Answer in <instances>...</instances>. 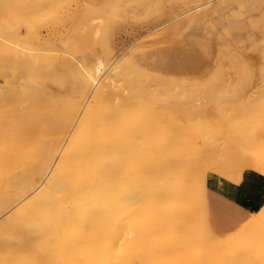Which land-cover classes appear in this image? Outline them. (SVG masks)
<instances>
[{
    "label": "rangeland",
    "instance_id": "rangeland-1",
    "mask_svg": "<svg viewBox=\"0 0 264 264\" xmlns=\"http://www.w3.org/2000/svg\"><path fill=\"white\" fill-rule=\"evenodd\" d=\"M39 1L40 3L43 1V4L39 6L41 11L36 12L32 17L27 16L29 13L18 15L14 10L0 11V19L5 17L1 21L7 24H2L4 29L0 30V86L3 85L5 77L9 82L18 77H31V80L41 87L44 98L55 97L53 92L57 93L55 99L59 98L61 103H58L60 106L53 108L54 113L60 112V116H64L66 107L90 101L87 97L92 92L87 91L86 96H82L81 72L74 69L76 68L75 60H72V64L68 61L70 59L66 60V58L77 59L86 52L95 51H98L103 58L109 55L128 57L129 71L125 73L126 80H138L144 87L151 81L160 80V77L155 75L157 71L169 69L184 70V74H188L181 76L177 72L173 74L170 72L168 75L161 73L162 78L164 77L167 81L173 79L174 83L180 84L182 88L193 85L189 88L193 90V93L188 99L195 100L186 104L187 107L176 106L174 98L162 94L155 97L152 102L131 105L123 113L107 115L105 112H108V109L105 108L98 116L90 120L88 132L95 131V135L101 139L109 133L113 136L115 155H119V151L125 147L130 148L125 155L120 153L122 162L120 167L114 170V211L117 222V230L114 233L120 244L116 251V264H264V230H262L264 229V219H262L264 218V200L251 191L250 197L255 204V210L243 209V206L229 202L222 191L228 185L240 187L251 178L260 188L256 187L257 190L264 196V105L261 108H253V110L258 109L259 113L256 112L257 110H243L242 117L234 116L233 109L236 107L222 103L219 99L216 104H212L214 107L211 108V105L205 104V97L199 92L201 88L209 87L208 81L211 80V75L214 77V73L218 74V71L223 73L225 69L228 71L234 66L233 63L230 64V61L236 53L237 55L239 52L240 55L246 53L247 57L242 56L243 59L249 61L252 59L253 61L250 62L254 63L259 62L264 56L262 53L264 49H261L264 47V0H211L212 2L210 0H27L34 3ZM197 5L201 6H198V9L194 8ZM91 6L105 11L100 13L101 11L98 10H90ZM18 17L23 23L17 22ZM22 17L25 18L24 21ZM6 18L9 22L5 20ZM98 18L101 19L98 26L99 36L94 38L95 25L91 19ZM232 28H236L238 33H232L235 32ZM243 41L246 42L243 43ZM12 42L33 49L32 53L35 54L45 49L51 54L50 58L47 60L39 57V60L34 61L27 58L26 51H23L24 56L15 57L13 52L5 48V46H11ZM241 43L245 45V49L241 48L243 47ZM208 48L211 54L207 56ZM199 56L207 58L206 65L210 63V66L202 68L198 66L200 68L198 71L197 67L187 66L192 59L202 58ZM16 60L20 63L17 64ZM30 61L34 63V66L31 64L32 67H30ZM161 61L164 65L158 67V63L162 64ZM221 67L227 68L222 70ZM206 68L208 69L205 71ZM260 76V74L259 77L257 76V80ZM183 83L185 86L182 85ZM254 90H247L249 97L251 95L255 97V94L258 95L261 91L259 88ZM5 94V90H0V115L6 114L1 117L3 122L0 129L5 123L10 125L17 121L15 110L11 111L5 103ZM185 108H195L197 111L195 114H188L190 117L184 113L180 119L178 110ZM56 119L60 125V117ZM108 127L113 129L108 131ZM171 127L177 128L181 135L179 151H170L174 155L171 157L178 160L181 166L178 175L173 173L174 179L180 180L181 184L185 185V189L182 190L178 200L175 198L168 204L158 205L159 209L154 214L150 211L147 213V219L151 215L154 219L156 218L155 226L148 220L145 222V219L142 224L148 229L145 228V230L144 227L141 228L142 226L138 228L136 222L138 217L140 219L141 217L136 215H144L143 208L138 203H131L130 207L124 205L121 209L120 204L123 200L127 202L128 185L140 184L146 177L147 181L152 178L154 173L145 172L146 169L148 170L146 166L160 161L164 156L163 153L160 155L152 150V145L158 139L162 129ZM97 156L103 160L108 155L104 152ZM82 158L87 161L84 155L80 156L79 160ZM169 170L171 166H160V170H157L155 175L156 181L160 182L158 177L166 182L173 181V175L171 171L168 173ZM103 173L107 174L106 171ZM46 179L45 176L43 181ZM78 179H80V172L72 169L69 172L68 183L72 187L74 182L79 181ZM71 187L63 192L61 195L63 198L71 195ZM135 190L140 192L141 187ZM186 190L187 192L183 195ZM160 194L164 197V190H161ZM28 195L10 211L22 206L34 195V191L30 190ZM189 197L191 198L188 199ZM140 199H143L142 193L136 201ZM204 202L207 209L205 210L206 219L215 232H224L225 221L234 218L236 213L240 212L245 216L238 223L240 231L238 234L229 231L228 236L231 238L235 236L233 239L221 240L214 237L211 230H209L211 233L208 232L209 228L206 227L204 217ZM161 210H166V213L164 211L161 213ZM174 210L176 211L173 212ZM127 213L133 217L129 224L136 225L133 228L137 227L134 230L138 231L128 241L121 243L120 239L124 236L122 225L127 223L125 219ZM253 213V217L249 215ZM6 215L2 214L0 220ZM172 227L173 229L176 227L174 231L169 230ZM184 233L189 236V240ZM245 236L247 238H244ZM241 237L242 240H240ZM191 239L198 240L194 245L195 249L192 248V250L191 244H195L196 241ZM182 244H187L186 248ZM236 244L238 246H235ZM178 245H181V248ZM233 245L238 249H235ZM183 256H186L185 259Z\"/></svg>",
    "mask_w": 264,
    "mask_h": 264
},
{
    "label": "bare ground",
    "instance_id": "bare-ground-1",
    "mask_svg": "<svg viewBox=\"0 0 264 264\" xmlns=\"http://www.w3.org/2000/svg\"><path fill=\"white\" fill-rule=\"evenodd\" d=\"M41 4H43V1L42 3L40 1L34 3L27 2V0H0V11L14 10L18 15L29 13V15H26L32 17L36 12L41 11L39 7ZM198 6L194 8L198 9L200 7ZM93 9L94 7L90 8V10ZM94 10L97 11L98 9ZM98 11L102 13L105 10L101 9ZM197 11L199 12V10ZM4 18L1 17V19ZM25 18L22 17L21 19ZM1 19L0 30H3L2 24L5 25L6 23L1 21ZM5 20L8 21L7 18ZM17 22L23 23L19 21V17ZM91 22L95 25L93 37L97 38L99 36L98 26L101 19H91ZM232 29V31H235L232 33H238L236 28ZM245 42L243 41V43ZM10 44L11 46H5V48L13 52L15 57L19 55L24 56L23 51L28 52L27 58L29 57V59L31 58L34 61H37L36 59L39 57L49 60L48 58L51 55L45 49L39 50L41 53L35 54L32 53L34 52L33 49L22 47L19 43L12 42ZM241 48L245 49V45L241 46ZM261 49H264V47ZM206 53L208 56L211 54V50L208 48ZM242 56L247 57V54L241 53L240 55L239 52V55H237L236 53V56L232 57L230 61V64L233 63L234 66L228 67V71L225 69L227 72L224 71L222 73L218 71V74L214 73V77L211 75V80L208 81L209 87H203L199 90L200 95L205 97V104L211 105V108L220 99L222 103L236 107L233 109L234 116L241 117L243 116V110L251 111L253 108H261L264 105V56L261 57L259 62H257L258 59L257 63L250 62L253 61L252 59L250 61L244 60ZM199 57L202 58L198 60L192 59L190 63H187V66H191L190 68L197 67V71L202 67L210 66V63L206 65L207 58L204 56ZM67 59H70L68 61H71L72 64V60H75L76 68L74 69L81 72L83 79L82 96H86L87 91L92 92L87 97L90 101L66 107L67 110L65 109L66 114L64 116H60V112L54 113L55 107L57 105L60 106L58 103H61L59 102L61 101L59 98L55 99L57 93L53 92L55 97L44 98L45 96H43L41 87L31 80V77H18L10 82L9 80L6 81L5 77L3 85L0 86V90H5L6 92L4 96L5 103L11 108V111L15 110L17 118V121L10 123V125L8 123L3 124L2 129H0V216L7 214L0 220V264H116V251L117 247H120V244L117 242L116 234L114 233L117 230L114 211V170L116 167H120V163L122 162V155L120 153L125 155V152H128L130 148L125 147L119 151V155H115L113 136L109 133L101 139L95 135V131L88 132L87 128L90 126V120L98 116L100 111L105 108L108 109V112H105L107 115L123 113L131 105L152 102L155 97L162 94L174 98L175 105L181 106V108L195 100L188 99L189 95L193 93L192 89H190L191 91L189 90L193 86L192 84L188 86L189 88H182L180 84L174 83L173 79L167 81L164 77H161V73L162 75H168L170 72L172 74L177 72L181 76L187 75L188 73L184 74V70L171 71L169 69L162 72L157 71L155 75L160 77V80L151 81L150 84L144 87L138 80H126L125 73L127 70L129 71L127 65L129 62L128 57L109 55L107 58H103L99 55L98 51H95L86 52L77 59L75 57ZM16 62L17 64L20 63L17 60ZM29 63L34 66V63H31V61ZM158 64V67H163L164 62ZM182 66L184 69V64ZM221 68L223 70L227 67ZM259 74L261 76L257 80ZM182 85L185 86L184 83ZM247 88L251 90L259 88L261 91L258 95L252 92L256 96L252 97L253 95H251L249 97L250 95L248 96L247 94V90L249 89ZM249 92L251 93V91ZM193 96H196V94H193ZM196 111L197 109L195 108H185L184 110H178L179 116H177L181 119L184 113L192 115ZM253 111L258 112V109ZM4 116L6 114L2 113L0 115V125L3 122L1 117ZM188 116L190 117V115ZM188 116L185 115V117ZM59 117L61 121L60 125L56 122V118ZM53 125L55 126L53 127ZM111 129L113 127L107 128L108 131H111ZM112 132L114 133L113 130ZM180 139L181 135L177 128L162 129L151 149L160 155L164 154V156L160 161L152 162L146 166L148 170L146 169L145 172L151 171L154 173L152 178L147 181L146 177L140 184L128 185L127 202L125 203V200L121 199L123 200V203L120 204L121 209L124 205L130 207L131 203H138L143 208V213L145 214L136 215L140 216L141 219L138 217L137 221V217L135 216L136 218H134L137 221L136 225L138 228L144 227L142 223L145 219V222L148 220L149 223L155 226L154 220L156 218L154 219L153 215H151L147 219V213L150 211L154 214L159 209L157 208L158 205L168 204L175 198L178 200L182 190L185 189V185H182L180 180L174 179L175 175H178V170L181 169V166L180 162L178 163V160L173 159L171 156L174 155L170 153L172 150L179 151L178 148L181 147ZM104 152L108 156L102 160L97 155ZM89 153H92L91 156H89ZM83 155L87 158V161L83 158L79 160V157ZM118 160L119 162H117ZM160 166H171V170L168 173L171 171L173 181L166 182L160 177H158L160 182L156 181L155 175L157 170H160ZM72 169L80 172V179L74 182L71 187L68 183V176ZM103 171H106L107 174L105 175ZM45 176L47 179L43 181ZM70 187L71 195L63 198L61 195ZM139 187H141L140 192L135 190V188L138 189ZM30 190L34 191V195L18 209L10 211L14 205L24 201ZM161 190H164V197L160 194ZM186 192L187 190L183 192V195ZM141 193L143 199L136 201ZM182 207L184 210V206ZM162 211L164 210H161V213ZM165 211L164 213H166ZM167 216L169 217V215ZM125 219H127V223L122 225L124 236L122 235L123 237L120 239L121 243L128 241L138 231H135L137 227L133 228L136 225L132 222L133 226L129 224V221L133 219L129 213H127ZM251 225L254 226L253 224ZM187 227L190 226L187 225ZM206 227L208 229V226ZM171 229L173 227L169 228V230ZM186 233L184 234L188 239L189 234L187 233V235ZM181 235L180 239H182ZM244 238H247V236ZM191 240L194 241L195 239ZM216 240L219 241L218 239ZM240 240H242V237ZM197 241L196 243L194 242L195 244H191L193 245V247H190L191 250L196 247L194 245L197 244ZM185 245L183 246L185 247ZM235 246L238 245L236 244ZM178 247L181 248V245H178ZM182 249L184 248L182 247ZM183 251L185 253V250ZM239 252L241 251L239 250ZM186 255L189 256V254ZM191 256L193 255L191 254Z\"/></svg>",
    "mask_w": 264,
    "mask_h": 264
},
{
    "label": "crops",
    "instance_id": "crops-1",
    "mask_svg": "<svg viewBox=\"0 0 264 264\" xmlns=\"http://www.w3.org/2000/svg\"><path fill=\"white\" fill-rule=\"evenodd\" d=\"M256 185L257 184L255 183V180L250 178V179L246 180L240 187H232V186L228 185V186H225L222 191L225 194V198H227L229 202H232L233 204H236V205H241V206H243V209L248 208L250 210L251 209L255 210V204L253 203V200L250 197L251 196L250 192L253 191L255 194L260 196L262 200H264V196H262V194L257 190L256 187H258V186H256ZM205 210H207L206 209V203H205V208H204L205 222H206L209 230H211V232L217 238H219L221 240H231L235 236H233L232 238L229 237L228 236L229 231L237 232V234L240 232L238 229L239 228L238 223L241 221L242 217H243V219L245 217L242 213L238 212V213H236V215H234L235 216L234 218L226 220L224 223L225 224L224 225L225 231L219 233V232H215L214 230H212L211 225L209 224V221H207V219H206ZM249 215L253 217L254 213L249 214Z\"/></svg>",
    "mask_w": 264,
    "mask_h": 264
}]
</instances>
